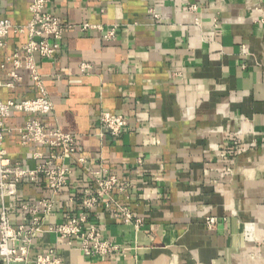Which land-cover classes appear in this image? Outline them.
<instances>
[{
    "label": "crops",
    "instance_id": "crops-1",
    "mask_svg": "<svg viewBox=\"0 0 264 264\" xmlns=\"http://www.w3.org/2000/svg\"><path fill=\"white\" fill-rule=\"evenodd\" d=\"M29 5L1 0L0 19L26 25ZM47 12L74 27L50 41L52 58L34 56L54 102L39 118L74 135L75 157L85 163L69 158L74 174L29 259L10 264H33L50 251L63 264H264V0H48ZM83 24L93 28L81 31ZM26 42L11 33L0 50V81L13 84L0 87L3 102L40 96L30 71L14 65L18 50L25 63ZM104 112L125 120L120 136L110 135ZM31 118L14 111L5 124L17 129ZM4 147L12 163L31 170L32 153L43 149L23 146L16 132ZM101 167L129 184L126 195L113 196L143 222L117 219L100 204L88 226L120 250L97 258L49 229L81 212L91 172ZM49 196L42 176L22 181L5 199L11 222L27 224L21 203ZM207 218L217 219L214 229Z\"/></svg>",
    "mask_w": 264,
    "mask_h": 264
},
{
    "label": "built area",
    "instance_id": "built-area-1",
    "mask_svg": "<svg viewBox=\"0 0 264 264\" xmlns=\"http://www.w3.org/2000/svg\"><path fill=\"white\" fill-rule=\"evenodd\" d=\"M30 5L31 20L26 25L13 24L8 19H0V50L6 47V39L9 34L27 35V42L21 48L26 53L25 63L22 64L19 52L13 56L16 68L24 66L30 71L31 77L40 91V96L30 100L3 102L0 100V261L6 264L24 262L29 259L30 247L36 235L44 232V224L52 214L55 207V196L69 184V178L74 174V168L68 163L69 158H75L79 164L85 163V159L75 157L77 148L75 136L64 133L59 128H48L39 117L47 116L54 111V102L48 96L34 61L38 54L42 59H50L55 55V48L51 40H60L65 30L73 25H65L58 18L47 12L48 0H28ZM1 2V0H0ZM91 24L80 26L81 31L92 29ZM117 27L114 26L106 31L105 38H115ZM84 65V69H85ZM10 76L19 81L16 72ZM13 87L11 83L0 81V87ZM26 113L32 116L20 128H8L5 120L13 112ZM101 121L113 137H118L126 126L125 120L110 112L101 114ZM16 132L21 137V144L37 145L42 150L32 153L36 163L35 169H26L20 163H12L8 152L4 147L7 134ZM94 177V186L86 188L80 198L81 212L69 221L50 228L60 237L69 240H79V250L88 257H103L119 252L120 248L114 245L104 236L98 226H88L92 212L104 204L110 209L117 219L135 221L139 227L142 219L135 218L130 210L120 205L114 198V193L126 195L129 184L121 181L107 168L101 167L98 171L91 172ZM38 176H42L50 192V196L37 202H22L21 210L28 215L27 224L14 225L11 222L9 212L5 206V199L17 195V185L22 181L35 182ZM206 224L209 229H214L217 224L216 218H207ZM253 227L246 225L245 238L253 240ZM33 264H63L62 259L54 251L40 254Z\"/></svg>",
    "mask_w": 264,
    "mask_h": 264
}]
</instances>
